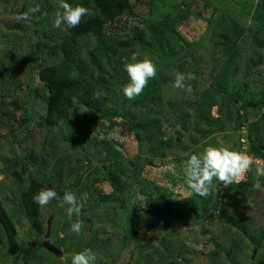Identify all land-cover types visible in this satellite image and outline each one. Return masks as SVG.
<instances>
[{"label": "rangeland", "instance_id": "374dc122", "mask_svg": "<svg viewBox=\"0 0 264 264\" xmlns=\"http://www.w3.org/2000/svg\"><path fill=\"white\" fill-rule=\"evenodd\" d=\"M54 1L0 0V200L16 230L11 245L0 232V264H71L72 254L85 249L96 254V264H230L228 257L232 255L238 264H248L250 253L252 251L255 257L256 248L246 235L245 239H238L236 227L227 214L244 211L252 217L254 228L264 230V174H259L264 173V157L254 158L246 143L249 133L264 140V49L255 51L249 45L250 30L264 31V20L260 22L251 16L258 0H238L236 6L242 4L239 10L246 22L245 31L235 48L226 53L218 46L212 55L205 50L201 38L206 31V22L187 11L188 19L178 27L181 38L175 44L162 43L160 51L164 57H172L186 48L181 57L182 71L169 66L168 61L159 63L150 52L140 53L137 46L116 52L115 57L122 61L125 76H128L127 63L144 58L151 59L157 71L172 80L177 72L193 73L196 79L185 82L192 87V93L175 89L171 83L149 81L143 93L129 101L131 112L125 116V113L120 114L119 92L116 95L109 91L98 109L99 117L90 123L86 111L76 107V114L70 117L68 125L59 127L66 136L43 123L42 97L46 92L40 82L31 77L34 73L29 66L31 61L21 63L23 57L18 50L19 45H29L25 39L30 29L45 28L54 40L64 35L63 27L53 26L58 11ZM132 2H135L134 12L138 17L146 15L151 6L150 0ZM36 5L41 11L30 21L16 20L18 14ZM214 7L203 11L202 17H209ZM191 8L198 11L193 5ZM138 17L132 18L131 22L138 21ZM121 24L125 29L130 27L125 17L121 18ZM220 28L221 24L212 25L214 33L210 41L219 40ZM42 41L37 38L34 42ZM193 42L196 44L192 45ZM50 43L42 44L45 54L49 53ZM134 53L137 61L131 59ZM257 54L261 61L249 67L248 60H257ZM31 59L32 56L27 58ZM223 67L229 71L228 86L238 92L241 102L227 100L220 114L216 105H212L210 115L219 116V126L210 127L211 130L203 126L205 137L193 143H189L187 135L194 137L196 133L185 132L187 135L176 144L175 131L184 132L182 120L192 118V111L189 114V109L183 105L173 117L169 113L173 106L168 102L192 101L204 92L220 91L225 85ZM232 67L233 75L230 74ZM151 98L158 105L151 112L144 111L151 106ZM80 123H89L97 134L95 141L86 140L82 132L80 136L73 132ZM217 145L250 158L251 168L243 179L248 181L251 176H256L260 189L252 187L244 197L227 199L224 204L220 202V196L214 200L211 194L200 196L201 202L189 199L192 190L186 183L187 160L193 154L202 155L208 146ZM80 151L88 153L93 162L90 164ZM133 157L138 158L136 163L130 161ZM114 160L129 170L126 176L130 180L140 178L144 188L138 182L130 191L126 189L117 195L108 182L97 183L96 187L108 202L90 209L88 218L80 220L83 222L81 233L75 234L71 225L80 221L74 219L75 213L68 214L67 204L60 206L65 192L76 194L80 186H86L87 173L95 168V164ZM77 165L82 166L78 184L67 172ZM32 178L41 181V190L51 188L57 192L55 200L47 207H40L38 231L17 205L19 191ZM181 233L184 237L177 248L176 238ZM232 237L236 238L234 247ZM51 247L58 248L61 254H55ZM231 248H234L233 252ZM167 251L173 256L168 258Z\"/></svg>", "mask_w": 264, "mask_h": 264}, {"label": "trees", "instance_id": "16d2710c", "mask_svg": "<svg viewBox=\"0 0 264 264\" xmlns=\"http://www.w3.org/2000/svg\"><path fill=\"white\" fill-rule=\"evenodd\" d=\"M66 2L70 3L73 7L77 5L87 7L91 10L92 15L83 17L80 25L76 28L66 29L65 26H62L65 33L57 40L52 39L45 28L30 29L25 39L29 45H26V47L19 45L18 47L23 57L21 63L31 61L29 66L31 71H34V73H31V77L39 81L42 85L41 88L46 92V95L42 97L45 107L43 123L51 127V129H55L58 134L64 136L66 134L60 131L59 127L68 125L70 117L76 114V107L80 106L86 111L88 118H90V123L92 119L96 120L99 117L98 109L109 91L116 93V95L118 94L117 91L119 92L117 101L121 104L119 109L120 114L125 113L126 116L127 113L131 112V108L128 109L130 100L123 94V88L129 83V78L124 75L122 61L115 57L116 52L137 46L140 53L150 52L153 57L159 60V63L168 61L170 63L169 66L175 70L178 68L182 71L180 63L183 58L181 57L185 55L186 48L179 55H172V57L168 55L164 57L160 51L162 43L167 45L175 44L181 38L182 34L178 27L188 19L187 11H190L196 17L204 18L206 31L201 41L206 46L205 50L210 55L214 53L213 49L216 46L223 53H226L230 48H235L245 31L244 26L246 22L240 16L241 10H239L242 4L236 6L238 0H177L174 2H169L168 0H150L151 6L149 11L143 17H138L136 15L137 13L134 12L135 2L133 3L132 0H66ZM54 3L59 5V0H55ZM192 5L198 9L197 12L192 10ZM211 6H215L211 15L207 18L202 17L203 11L208 10ZM58 11L62 10L58 7ZM251 16L257 18V21L260 22L264 20V0H258L256 10L253 11ZM122 17H125L130 23L129 28L125 29L122 26ZM136 17H138V21L133 20L135 22L132 23V18ZM214 24H221V34H219V40L216 42L210 41V37L214 33L212 31V25ZM257 29L254 28L249 31V45L253 50L260 51L264 49V31L262 33ZM37 38H42L43 41L41 43L34 42ZM47 39H50V41ZM45 42H51L49 45V53L47 54L44 53L42 46ZM195 44L196 42H193L192 45ZM30 56H32V59L27 60ZM256 56L257 60H248L249 67L252 68L261 61L259 54ZM221 69L225 85L221 87L220 91L211 90L207 93L204 92L192 101L182 100L177 103L176 100L168 102L173 106L172 111H169L173 117L176 116L175 114L183 105L189 109V114L190 110L192 111V118L185 121L182 120L181 128L184 132L180 133L179 130L175 131L174 140L176 144L180 143L182 137L187 135L185 132L192 131L196 133L194 137H191L189 134L187 135L189 143H193L205 137L206 134L203 132V126L208 130H211L209 129L210 127L219 126V116L211 117L210 115L212 105H216V111L220 114L230 99L241 102L238 92L233 91V87L227 84L229 80L227 67ZM230 74H234V67L231 68ZM174 80L175 78L172 80L168 75L157 71V77L150 82H166L173 85ZM98 92L103 93L99 98L96 96ZM150 102L151 106L144 109V111L151 112L158 105V102L153 98L150 99ZM89 123H80V126L73 129V132L77 136H80V132H82L81 135L86 140L95 141L97 134L89 127ZM162 134L167 133L162 131ZM246 138L251 155L254 158H263L264 140L250 133ZM203 144H205V141H203ZM165 147L167 151L170 150L168 144ZM216 147L219 148L221 146L217 145ZM80 152L81 155L88 159L90 164L93 162V158L88 153ZM32 158L33 156H30V159ZM131 159L130 161L132 163H136L138 158L133 157ZM81 170L82 166L77 165L66 171L76 181V184H78V177L81 174ZM127 171L129 170L121 167V162L116 160L107 164H95V168L87 173L86 180L89 181L85 183L86 186H80L75 194L80 199L83 193H87V201L90 203L86 204L90 205L84 203L81 212L74 219L80 221L81 219L88 218L90 209L93 210L94 208H98L102 203L105 204L108 202V199L103 197L102 191L96 187L99 182H108L117 195L122 194L126 189L130 191L138 182L143 189L144 185L140 178L137 181L130 180L126 176L127 173L129 174ZM257 180L256 176H251L248 181L242 179L240 182L226 187L219 181H214L211 197L216 200L220 196L219 199L222 203L227 199L232 200L244 197ZM41 189V181L32 178L25 188L19 191L17 199L19 210L37 231L39 230L41 217L40 206L34 201L33 197ZM82 190L85 191L83 192ZM199 197L198 194L192 191L189 199L200 201ZM171 212L176 214L174 211ZM200 216L202 214H199ZM227 216L231 224L236 227V233L238 232L240 234H237L238 239H242L246 235L245 237L256 248L255 257L251 251L248 264H264V230L254 228L252 226V217L244 211L228 213ZM229 227L231 228V226ZM0 232L4 240L11 245L16 230L1 200ZM183 237L184 235L181 233L176 238L177 248H180ZM231 242L232 247L237 245L235 243V237H232ZM233 249L231 248L232 252ZM167 254L168 258L173 256L171 251H167ZM228 258L230 264H238L233 255Z\"/></svg>", "mask_w": 264, "mask_h": 264}, {"label": "clouds", "instance_id": "9594fccd", "mask_svg": "<svg viewBox=\"0 0 264 264\" xmlns=\"http://www.w3.org/2000/svg\"><path fill=\"white\" fill-rule=\"evenodd\" d=\"M58 7L62 11H57L55 14L53 25L55 28H61L62 26H65L66 29L76 28L80 25L83 17L92 15L89 8L81 5L73 7L66 0H59ZM40 11L39 5L30 7L27 12L18 14L16 20L18 22L30 21L31 17ZM131 59L137 61V54L134 53ZM125 70L129 78V83L124 86L123 94L129 100L140 96L148 86L149 81L157 77L156 65L148 58H144L135 63H127ZM194 79H196V76L193 73L185 75L177 72L172 87L192 93V87L185 82ZM102 94L99 92L96 93L97 98ZM250 168L251 160L247 155L224 147L208 146L202 155L193 154L187 160L185 167L186 183L189 189L195 194L201 197H208L213 189L214 181H219L225 187L233 183H238L244 178L245 173ZM253 187L260 189L261 185L259 180L253 184ZM56 198L57 192L51 188L43 189L33 197L34 201L41 208L47 207ZM87 200V193H83L80 199H78L73 192H65L63 202L60 206L63 207L64 204H67L69 206V215L73 213L79 215ZM82 228V221L71 225V231L77 235L81 233ZM71 264H96V254L90 249L74 253L71 256Z\"/></svg>", "mask_w": 264, "mask_h": 264}, {"label": "water", "instance_id": "95a60500", "mask_svg": "<svg viewBox=\"0 0 264 264\" xmlns=\"http://www.w3.org/2000/svg\"><path fill=\"white\" fill-rule=\"evenodd\" d=\"M51 250H53V252L55 253V254H61V252H60V250L58 249V248H53V247H51Z\"/></svg>", "mask_w": 264, "mask_h": 264}]
</instances>
